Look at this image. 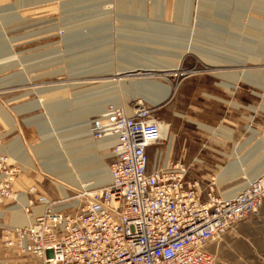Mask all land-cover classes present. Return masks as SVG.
Returning a JSON list of instances; mask_svg holds the SVG:
<instances>
[{
  "label": "rangeland",
  "instance_id": "obj_1",
  "mask_svg": "<svg viewBox=\"0 0 264 264\" xmlns=\"http://www.w3.org/2000/svg\"><path fill=\"white\" fill-rule=\"evenodd\" d=\"M0 45V133L8 134L9 145L21 140L33 166L17 161L14 190L26 194L21 206L39 197L62 200L42 161L77 168L76 187L66 190L76 208L61 209L65 213L84 206L76 191L106 185L96 167L108 173L111 145L92 161L79 148L101 143L94 125L112 95L98 93L105 80L79 76L117 71L128 57L173 65L182 55L180 69L193 72L139 78L174 89L155 108L167 125L157 149L167 154L170 147V160L187 166L186 183L197 184L201 201L210 190L223 197L264 171V0H0ZM226 61L232 66L222 65ZM146 65H137L135 73L161 72ZM241 74L250 78L237 80ZM120 91L115 95L122 106L138 101L153 108L133 91ZM154 153L148 152L150 162ZM14 204L0 203V223L9 222ZM24 209L18 212L25 215ZM208 251L213 264H264V201L258 216L239 221ZM19 262L37 263L29 257Z\"/></svg>",
  "mask_w": 264,
  "mask_h": 264
},
{
  "label": "built area",
  "instance_id": "obj_2",
  "mask_svg": "<svg viewBox=\"0 0 264 264\" xmlns=\"http://www.w3.org/2000/svg\"><path fill=\"white\" fill-rule=\"evenodd\" d=\"M103 118L93 137L112 141L109 183L78 192L85 201L81 209L64 213L55 200L39 197L40 214L26 207L29 227L0 224L3 264L18 257L36 264H213L207 245L259 215L264 174L235 199L210 190L201 201L197 184L186 183L185 165L165 160L157 149L163 142L154 109L135 101L110 108ZM8 146L0 137V203L17 205L23 198L13 184L20 169L11 164ZM151 149L158 163L150 162Z\"/></svg>",
  "mask_w": 264,
  "mask_h": 264
},
{
  "label": "bare ground",
  "instance_id": "obj_3",
  "mask_svg": "<svg viewBox=\"0 0 264 264\" xmlns=\"http://www.w3.org/2000/svg\"><path fill=\"white\" fill-rule=\"evenodd\" d=\"M0 47H1V45H0ZM191 50H192L191 48L190 49H187V52H190ZM193 54H195V53H193ZM182 57H183L182 55H179L178 58H177V62L175 64L173 63V65H170V64L169 65L168 64L163 65L164 63L163 64H161V63H154V61L151 60L150 58L148 59V58H143V57H141V58L128 57L126 59L121 60L122 61L121 62L122 63V66L119 67L117 69V71H113V72L105 71L104 72V70L103 71L102 70H98L95 73L94 72L93 73L92 72H89L90 75L87 74V73H84V74L80 75L79 77L95 76V78H93V79L105 80L106 83H107V85H105V86L102 85L104 89L103 90L101 89L98 93L104 94L103 96H105V97L112 95V96H110L111 99H108V100H105V101L102 102L103 103V106L106 105V104H110V105H108L106 107L105 111H104V109H103L102 106L101 107L99 106L101 109L98 112L103 114V115H101V119H100L99 124L104 121V118L103 117L105 116L106 112H109V109L110 108H112V109H120V107L125 108V106H122L121 103L119 102V99H118L119 95H118V97L115 95L120 90L122 91V92L120 91L122 95L123 94L130 95V92L133 91V92H131L132 93L131 96L134 95V96H139L140 98H145L146 100H148L149 102H151V104L153 105V108L152 107H150V108H152L154 110H155V108L157 106H159L163 102H165L167 100L169 101V99L172 98L171 96L173 94L174 89L169 88L168 86L163 85V84H160V83H158L156 81H151V80L144 81L146 78L145 79H142V78L140 79L139 77L146 76V77H150L151 78V77H154V76H157V75H159V76H163V75H173V76H176V75H179L180 76L181 73L182 74H185V73H189V74L190 73H193V72H185V71H182L180 69V64H181V61H182ZM141 63L142 64L147 63L148 65H146V68H156V69H159L161 72H155L154 73L153 71H151L154 74H152V73H150L148 71H145L146 74L145 73H142V72H138V73L136 72L135 73V67L137 65H141ZM232 63L233 62L226 61V62H222V65H224L225 67H228L229 68V66H232ZM220 64H221V62H220ZM108 75H110V78H106V79L103 78V77L108 76ZM256 77H258V76H256ZM249 78H250L249 75L247 76L246 74H241V76L237 80H239V79L246 80V79H249ZM127 79H133L137 83H135V84L126 83V80ZM260 80H263L264 81V79H260ZM118 82H122V84H120V85H118V87H116V85H114V83H118ZM235 83H236V81H234V83L231 84V86L232 87H235V85H234ZM98 93L97 94H94L93 97L101 96ZM140 104H142V103H140ZM119 105H120V107H119ZM158 126H159V129H160V139L164 143V140L166 139L165 136H164V130L166 129L167 125L161 124V122L159 121L158 122ZM14 128L15 127H13L11 130H13ZM222 130H224V132L227 135H231L232 134V131H228V129L222 128ZM0 137L2 138L1 135H0ZM169 139L171 141V139H172L171 135L169 136ZM100 141H101V143L91 144L89 146L82 145V147L79 148V150H80L79 152L81 154L82 153L86 154L85 156L88 158L87 160H91L92 158H96V156H95L96 151L101 150V149H103V148H105L107 146H110L112 144V141L109 140V139H103V140H100ZM3 146H4V144H3ZM169 149H170V147L168 148L167 154L166 153L163 154V157H164L165 160H168L169 162H173L169 158L170 155H168V153H170ZM4 150L7 152V148H4ZM111 154H112V151H111ZM234 154H235V152L233 153V155ZM19 157H20V160L23 162V164L25 166H29L30 168H33L32 164H31V161H30L31 159L29 158L27 151L26 150L24 151V148L22 146H20V154H19ZM10 162L16 168H19L17 164H15V163L12 162L11 158H10ZM154 162L155 163H158L156 157L154 158V160H153L152 163H154ZM42 163H44L42 165L43 169L46 170L48 174L51 175L52 173H54V174H52V176L54 178H56V181L59 184L58 189H59V191L61 193L62 200L56 202V205L59 204V206H57V209L64 210V209H66L68 207H71V208L75 209L76 208V206H75L76 202H74V201L71 202L70 201L71 199L69 198V196H67V193H66L67 191L66 190L68 188L69 189L72 188V186L73 187H76V179H77L76 176L77 175L75 176L72 173L75 172V170H77V168L74 167V166H72L71 167L72 170H73L72 171L70 168H67V167L52 166V164L49 161H46V162L45 161L44 162L42 161ZM97 163L98 162H96V165L95 166H97ZM93 164H95V163H93ZM185 167L187 168L186 165H185ZM261 168H262V166H260L259 169L255 170V171L248 172V177L254 175V173H256L257 171H260ZM100 169H103V170L101 172H99ZM227 170L228 169H224V173H226ZM96 171H97L96 174H100V177L99 178H101L100 179L101 184H106V183L108 184L109 181H110V179H111L109 169H108V173H107V171L104 170V168L96 167ZM263 174H264V171L263 172L262 171L259 172V175L257 174L255 177L249 178L243 186H240V187L238 186V187H235L233 189H230L229 191H227L223 195V197H220V198H222V199H231V198H234L235 199L236 198V195L238 194V192H241L253 180H256L258 178H261L263 176ZM108 176H109V179H108ZM106 185H104V187ZM80 191H82V190L80 189V190L76 191V194L78 192H80ZM76 194H75V196H76ZM17 197L19 198V197H23V196L17 195ZM74 198L77 199V197H74ZM39 199L40 198H37L35 201H30L27 204V206H30V209L32 211H33V208H37V207L38 208H43V205L42 204H41L42 206H40L38 204V200ZM17 201H18V199H17ZM263 201H264V198L261 199V202H260V206L259 207H261ZM20 203H21V201L19 200L18 204L15 205V206H13V208L11 209V211L13 212V219L16 222L15 223L16 225H14V224H11V225L16 226V228H26V227H29L32 224L33 221H31L30 216H28L26 214V207L27 206H21ZM60 204H64V205H60ZM23 208H25L24 209L25 210V217H23L22 215H20L19 212L17 211V209L23 210ZM33 213H34V211H33ZM1 216H2V213L0 212V217ZM0 224H3V223H0ZM229 230H227V232ZM212 244L213 243H210V244L207 245L206 252H207L208 256L211 257L212 262H213V258H212L211 254L208 251L209 246L212 245ZM0 264H3V262H1V260H0Z\"/></svg>",
  "mask_w": 264,
  "mask_h": 264
},
{
  "label": "crops",
  "instance_id": "obj_4",
  "mask_svg": "<svg viewBox=\"0 0 264 264\" xmlns=\"http://www.w3.org/2000/svg\"><path fill=\"white\" fill-rule=\"evenodd\" d=\"M1 108V107H0ZM4 110V109H3ZM5 111V110H4ZM105 111V110H104ZM16 129V127L13 129V130H10V128H9V130L10 131H14ZM208 129H212V128H209L208 127ZM205 131V130H204ZM206 132H210V131H206ZM0 135L2 136V138H3V142L5 143V144H8L9 145V140L8 141H6V138L8 137V134H6V133H3V134H1L0 133ZM22 146L23 148H24V146H23V143L21 142V140H18V139H15L13 142H11L10 143V145L8 146V147H6L7 148V153H8V155H9V157L11 158V160H12V162L13 163H15V164H17L18 165V167H19V163H17V161H19L21 164H23V162L20 160V157H19V154H20V146ZM111 146H112V144H111ZM19 147V148H18ZM18 148V149H17ZM24 151H25V148H24ZM168 155H170L169 153H168ZM29 156V155H28ZM30 158V157H29ZM31 161V160H30ZM25 166V165H24ZM26 167V166H25ZM109 169V168H108ZM108 179H109V176H108ZM107 184V183H106ZM13 191L16 193V194H18L19 196H22V195H26V194H24V193H19V192H16L15 190H14V185H13ZM13 207H11L10 209H9V211L11 212V219L9 220V224H14V225H16L15 223V221H14V219H13V212L11 211V209H12ZM39 208H34V212L35 211H37ZM17 211H18V209H17ZM19 214L20 215H22L23 217H25V215H23L22 213H20V211H19ZM3 215V214H2ZM7 223V224H8ZM6 224V223H5ZM13 257V256H12ZM19 259H21V258H15L14 259V263L15 264H21L20 262H19ZM25 259V258H24ZM0 260H1V258H0ZM16 260H18L17 262H16Z\"/></svg>",
  "mask_w": 264,
  "mask_h": 264
}]
</instances>
